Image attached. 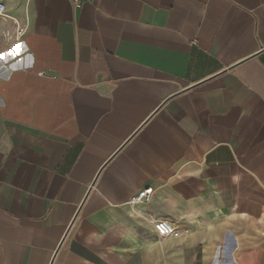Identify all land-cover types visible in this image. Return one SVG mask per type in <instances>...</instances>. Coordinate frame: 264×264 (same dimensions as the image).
<instances>
[{"label":"crops","instance_id":"1","mask_svg":"<svg viewBox=\"0 0 264 264\" xmlns=\"http://www.w3.org/2000/svg\"><path fill=\"white\" fill-rule=\"evenodd\" d=\"M0 3V264H264V0Z\"/></svg>","mask_w":264,"mask_h":264},{"label":"built area","instance_id":"2","mask_svg":"<svg viewBox=\"0 0 264 264\" xmlns=\"http://www.w3.org/2000/svg\"><path fill=\"white\" fill-rule=\"evenodd\" d=\"M76 4H77V7L79 8L80 7L79 3H76ZM4 19H8L7 15H6V8H5L4 4L0 3V20H4ZM23 34H24V30L19 29L17 32V39L19 40L23 36ZM40 75L43 76L44 74L41 73ZM152 195H153V189H147L136 200L137 201H142V200L149 201L151 199ZM154 229L160 238H167V237L178 238L181 236V232L179 230H177L172 224H170L167 221L156 222L154 224ZM217 260H218V257H216L213 264H218Z\"/></svg>","mask_w":264,"mask_h":264}]
</instances>
